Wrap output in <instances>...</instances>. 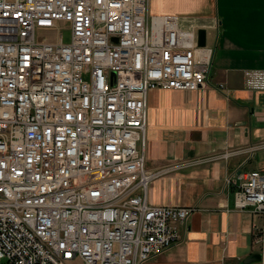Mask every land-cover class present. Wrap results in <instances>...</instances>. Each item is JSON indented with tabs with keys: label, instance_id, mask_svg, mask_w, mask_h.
Listing matches in <instances>:
<instances>
[{
	"label": "built area",
	"instance_id": "2783aa9c",
	"mask_svg": "<svg viewBox=\"0 0 264 264\" xmlns=\"http://www.w3.org/2000/svg\"><path fill=\"white\" fill-rule=\"evenodd\" d=\"M59 24L70 43L49 40ZM200 29L149 0H0V264H145L184 242L197 207L148 199L170 170L147 168L148 99L208 84ZM243 75L264 91V70ZM233 186L264 217V168Z\"/></svg>",
	"mask_w": 264,
	"mask_h": 264
},
{
	"label": "crops",
	"instance_id": "0c3cea01",
	"mask_svg": "<svg viewBox=\"0 0 264 264\" xmlns=\"http://www.w3.org/2000/svg\"><path fill=\"white\" fill-rule=\"evenodd\" d=\"M149 10L205 29L213 58L201 89L149 94L147 168H170L152 182L149 202L197 211L184 242L145 264H245L264 254V217L235 210V187L226 190L225 181L264 168V91L247 90L243 75L264 70V0H149ZM229 152L227 159L187 165Z\"/></svg>",
	"mask_w": 264,
	"mask_h": 264
},
{
	"label": "rangeland",
	"instance_id": "374dc122",
	"mask_svg": "<svg viewBox=\"0 0 264 264\" xmlns=\"http://www.w3.org/2000/svg\"><path fill=\"white\" fill-rule=\"evenodd\" d=\"M150 15L152 16L153 13L150 12ZM54 32H51V33H48V38L51 42H55L56 41V36H61L62 37V41L65 43V44H68L70 43L71 41V32L70 30L67 29V26L64 25V24H59L55 29ZM42 33H45V32H42L40 30L37 31V36H41ZM45 34H43L44 36ZM214 36L216 38V35L213 34L212 32L209 34V37H208V42H209V45L211 44L212 41H214ZM72 264H78V262H73Z\"/></svg>",
	"mask_w": 264,
	"mask_h": 264
},
{
	"label": "water",
	"instance_id": "95a60500",
	"mask_svg": "<svg viewBox=\"0 0 264 264\" xmlns=\"http://www.w3.org/2000/svg\"><path fill=\"white\" fill-rule=\"evenodd\" d=\"M198 45L200 47L207 46V31L205 29H200L198 31ZM264 259V254H253L245 260V264H253L262 262Z\"/></svg>",
	"mask_w": 264,
	"mask_h": 264
}]
</instances>
